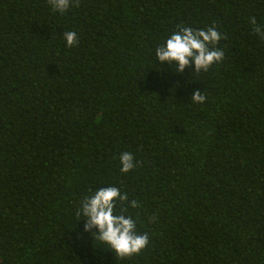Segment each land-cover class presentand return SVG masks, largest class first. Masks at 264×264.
I'll return each mask as SVG.
<instances>
[{"label": "trees", "instance_id": "1", "mask_svg": "<svg viewBox=\"0 0 264 264\" xmlns=\"http://www.w3.org/2000/svg\"><path fill=\"white\" fill-rule=\"evenodd\" d=\"M253 17L264 28V0H79L64 13L0 0V264H264ZM178 25L214 27L223 60L182 74L161 64ZM107 187L127 193L125 216L149 235L138 255L117 257L76 214Z\"/></svg>", "mask_w": 264, "mask_h": 264}, {"label": "clouds", "instance_id": "2", "mask_svg": "<svg viewBox=\"0 0 264 264\" xmlns=\"http://www.w3.org/2000/svg\"><path fill=\"white\" fill-rule=\"evenodd\" d=\"M48 3L53 10L60 13L66 12L74 5L79 6V0H48ZM250 22L255 26L254 31L264 38V28L257 25L254 17ZM177 29L165 44L156 49L155 55L161 64L167 62L175 66L176 73L182 74L185 68L192 64L195 65V72H207L213 64L223 60L224 52L216 47L222 36L214 27L204 30L178 25ZM63 37L69 47L78 43L77 35L73 31L64 32ZM191 100L202 103L206 100V95L197 90L192 94ZM120 163L123 173H128L137 166L129 152L120 154ZM127 200V193L121 194L117 187L100 188L84 198L82 207L76 213L78 217L81 214L85 217L84 231L109 245L119 258L138 255L149 244V235L138 234L134 219L125 216L127 208L124 205ZM117 203L120 204L119 212L116 210ZM130 206L136 208L137 201H131Z\"/></svg>", "mask_w": 264, "mask_h": 264}]
</instances>
